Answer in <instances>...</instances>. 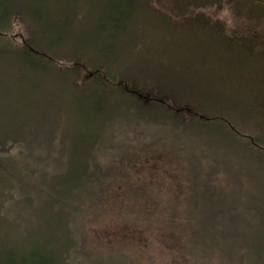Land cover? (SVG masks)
Masks as SVG:
<instances>
[{
	"label": "trees",
	"instance_id": "obj_1",
	"mask_svg": "<svg viewBox=\"0 0 264 264\" xmlns=\"http://www.w3.org/2000/svg\"><path fill=\"white\" fill-rule=\"evenodd\" d=\"M206 8H226L228 20L212 19ZM148 13L155 35L180 33L169 54L176 62L151 65L149 84L120 69L116 44L127 23ZM257 65L264 66V0H0V264L92 257L80 223L113 204L106 198L114 182L101 170L102 140L91 139L130 106L149 107V123L216 128L224 158L241 174L227 183L201 174L191 200L168 210L176 221L179 209L171 232L205 251L207 263L264 264V70L255 72ZM56 107L76 109L88 135L61 147L58 171L47 173L50 165L34 164L47 161L50 143L33 140L32 128L41 109ZM95 264H103L100 256Z\"/></svg>",
	"mask_w": 264,
	"mask_h": 264
},
{
	"label": "rangeland",
	"instance_id": "obj_2",
	"mask_svg": "<svg viewBox=\"0 0 264 264\" xmlns=\"http://www.w3.org/2000/svg\"><path fill=\"white\" fill-rule=\"evenodd\" d=\"M204 13L214 20H228L229 11L206 8ZM147 15L139 24L127 23L117 33L116 44L122 48L118 54L120 69L135 72L136 77L149 84L151 65L159 64V67L170 59L176 62L174 55L169 54L177 51L180 33L176 31L167 37L155 35L149 31V13ZM237 15L235 19H242V14ZM16 29L14 34L20 32L18 25L13 32ZM212 53L213 61L219 63L216 47ZM165 68L168 65H162L161 70ZM253 70L257 72L258 65ZM263 70L264 66L258 71ZM164 77L162 72L163 83ZM255 88V92H261V82ZM77 112L64 107L39 111L38 126L32 128L33 140H49L50 149L45 154L47 161L35 162V168L50 165L45 172H57L61 147L70 140H85L88 129ZM118 113L121 116L118 122L100 125L91 139L102 140L99 152L106 157V165L101 166V170L106 171V182L110 177L114 182L106 203L113 204L103 209L104 214L90 215L80 223L83 240L92 256L83 257L84 264H95L97 256L102 258L103 264H210L205 251L193 250L189 243V248L186 246L181 231L171 232L170 226L180 220L179 209L174 214L176 221L168 210L183 207L191 200L196 188L193 182L201 174L209 171L213 176L220 174L226 183L234 172L241 174L224 158L219 143L225 147V140L214 126L184 125L178 119L172 124L162 120L149 123L153 112L147 106L120 108ZM154 115L163 118L161 111ZM242 185L243 189L248 188V181H242Z\"/></svg>",
	"mask_w": 264,
	"mask_h": 264
}]
</instances>
